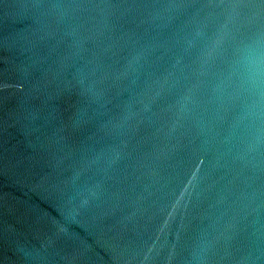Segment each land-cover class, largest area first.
I'll return each instance as SVG.
<instances>
[{"label": "water", "instance_id": "water-1", "mask_svg": "<svg viewBox=\"0 0 264 264\" xmlns=\"http://www.w3.org/2000/svg\"><path fill=\"white\" fill-rule=\"evenodd\" d=\"M0 264H264V0H0Z\"/></svg>", "mask_w": 264, "mask_h": 264}]
</instances>
